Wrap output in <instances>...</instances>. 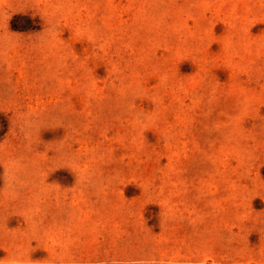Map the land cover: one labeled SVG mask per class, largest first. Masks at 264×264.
Listing matches in <instances>:
<instances>
[{
    "label": "rangeland",
    "instance_id": "374dc122",
    "mask_svg": "<svg viewBox=\"0 0 264 264\" xmlns=\"http://www.w3.org/2000/svg\"><path fill=\"white\" fill-rule=\"evenodd\" d=\"M0 264H264V0H0Z\"/></svg>",
    "mask_w": 264,
    "mask_h": 264
}]
</instances>
